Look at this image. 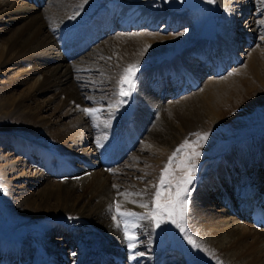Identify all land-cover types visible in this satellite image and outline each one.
Instances as JSON below:
<instances>
[{
  "label": "bare ground",
  "instance_id": "bare-ground-1",
  "mask_svg": "<svg viewBox=\"0 0 264 264\" xmlns=\"http://www.w3.org/2000/svg\"><path fill=\"white\" fill-rule=\"evenodd\" d=\"M219 1L223 7H232L233 11L241 7L240 12L247 16V13L251 14V8L256 6L257 0ZM229 13L230 10L228 13L226 12L224 20H227ZM195 15L191 16L190 20L184 17L176 18L168 12L154 16L141 5L123 7L116 2L103 3L100 0H88L87 3H83V0H43L42 3L35 0L0 2V22L7 27H16L12 29L11 36L0 45V70L5 66L12 67L10 70L0 72V75L7 76L16 65L24 61H29L32 65L31 70L22 72L25 79L22 80L19 76L0 88V119L19 114L27 120L26 123L35 124L27 138L11 137L7 130H1L0 139L6 144L13 141L15 146L20 147L19 153L27 150L29 156L33 154L32 157L35 158L36 163L42 166L47 165L49 171L64 177L65 182L59 184L38 173L39 175L33 179L34 183H28L31 186L35 185L38 189L37 193L31 197L29 195L21 197L22 205L20 207L23 208L26 215H30V211H34V219L41 218L50 212H61L66 216L63 226H60L59 229L78 232L73 240L78 250L72 261L74 264H100L101 260L104 264L112 262L133 264V261L137 262L141 258L138 256L135 260L130 261V258L125 254H116L115 248L124 250L127 247L122 239L121 231L114 226L115 222L111 219L117 201L120 202L122 210L145 214L146 209L128 201L149 202L150 206L151 196L156 191L152 183L143 185L137 181L145 179L144 177L127 173L128 170L141 171L140 165L129 166L127 171L121 169V162L128 157L129 160L139 161L142 164L148 161L147 158L140 157L138 152L132 153L137 140L143 139V142L148 143L147 153L157 157V160L154 161L156 164L161 163L162 158L171 155L170 148L186 133L196 131L198 127L212 121L218 123L223 121L224 113L221 111V107L224 106V102L221 98L226 94L229 96L227 101L231 100L232 96L241 99L243 95L249 96L253 92L261 97L264 96V79L260 76L261 72L259 73L264 52L258 48L255 50L245 49L246 53L248 52L247 56H244L247 60L246 68L242 69V79H237L236 84L233 83L234 81L227 82L230 79L227 77L224 80H209L205 83L201 93L196 92L191 97L183 98L185 102L176 101L166 108L161 106L160 101L158 102L159 99L172 97V94L177 91L178 94L186 91L184 92L186 94L187 90L197 89L203 80L205 81L210 76L224 78L227 73L242 63L243 56L239 49L241 44L245 45L246 43L245 36L239 32L241 29L239 21L234 25H230L226 21L225 28L219 30L214 39L208 40L204 36H200L201 39L195 47L186 50L185 53L183 52L184 54L182 53L183 55L176 56L174 58H177L176 60H168L159 64L146 75H141V82L134 89L135 96L132 101L135 103H130L126 113L119 110L120 104L115 97L108 99L93 98L94 96H92L89 98V102H84L81 93L82 87L77 84L84 81L87 76L85 72L97 70L100 64H104L111 68L109 69L111 75H118L130 64H137L141 60L158 56L160 52L175 48L180 40L193 33L194 26L201 21V18L199 17V19ZM120 16H124V19L130 21L118 25L120 31L123 32L143 28L155 30L164 24L168 29L180 30L186 27L187 31L182 36L179 34L165 35L164 30L160 34H144L143 32H138L139 35L136 33L120 34L111 40L113 43L107 42V44L109 43L106 44L107 46L102 42L99 44L103 38L119 30L116 27V20ZM138 22L148 24L129 30L124 27L126 24L134 26ZM241 30H245V28ZM262 32L263 30L260 42L264 44V32ZM255 36V33L249 35V42ZM96 41L99 45H95ZM251 44L249 43L246 47H250ZM96 51L102 56L96 58L95 54L93 56L96 58L95 63L86 60L91 58V55ZM113 54L116 56L115 62L118 63V65L115 63L116 66L110 60ZM201 56L214 61V72L207 74L208 71L205 69L196 67V60ZM76 58V62L69 63ZM78 59L80 60L78 61ZM47 64L50 66L45 68ZM29 72L41 75V79L36 78L32 83L31 96L47 92H53L56 98L64 96L56 108L58 113L73 103V107L63 114V117L70 119L68 123L63 124L62 121H51L42 117L41 114L47 107L31 109L26 105V102L32 99L31 96L30 98L17 99L13 95H6L17 85L26 84L29 80ZM231 72L233 73V70ZM177 75H181L183 79L178 78L181 82L178 81L174 84L175 87H178L177 91L176 89L171 90L169 88L172 86L169 82L177 81L175 80ZM166 79L168 88L166 95L161 97V94L157 93V86L161 82L165 83ZM85 81L87 82V80ZM144 88H147L146 93H144ZM135 97L139 99L135 100ZM102 106H114L112 108L114 114L111 115V118L110 116L100 117L101 121L110 120L111 127L108 129H105L100 121L95 122L99 124L98 127L94 126V121H87L81 115L83 108ZM138 107L142 113L140 116L135 114ZM166 111L167 114H165ZM158 113L164 114V116L170 115L172 119L164 121L160 118L159 121H162V124L159 121L155 123V128L152 127L147 135L146 130L151 127L149 124ZM73 117L74 119H72ZM178 121L179 124H176L175 122ZM41 134L46 135L45 138L60 146V149L66 152L68 157L73 158L72 160L82 158L86 162L87 168L78 166L76 172L61 161L60 163L54 162V158L47 153V149L45 151V148L31 143L33 137H38ZM92 136L93 139H91ZM105 136L106 138H104ZM98 138L101 139L102 147H97ZM89 146L90 148L85 149ZM79 151H82V155L79 154ZM55 167L57 169H54ZM19 171L21 172L19 178H25L26 166L20 160L0 167V173L7 185L10 184L8 176ZM87 171L88 177H85ZM76 175L80 177L76 178ZM209 176L210 181L206 186L200 185L201 188L189 203L192 206L188 215V224L202 253L206 257L208 256L207 259L213 261L214 264H264V229L256 228L247 222L241 213L242 204L240 203L242 202L239 201L240 203L237 204L234 210L235 214L232 213V210L230 212L237 219L228 217L230 213L226 205L219 210L214 208L217 205V197H221L222 193H226V191L235 201L238 198L237 191L243 192L246 185H251L253 188L251 191L248 190L246 195H255L264 189V140L234 148L224 158L221 167L217 169V175H212L210 172ZM78 191L84 193L79 194ZM121 193L130 195L125 197ZM224 200V204H226V197ZM110 206H112V211H110ZM69 217L73 219H69ZM238 219H243L242 224ZM139 223L144 225L142 229L152 227L147 221H139ZM140 231L141 228L136 229L138 234L141 233ZM139 241L136 249L142 246L141 235H139ZM2 246L1 264H24L28 260L29 244L27 242L21 243V247L12 243ZM61 251H64L63 247L60 252L48 250L47 253L56 258L57 263L69 264ZM153 257L156 259L155 264H193L188 261L182 263L173 254H156ZM31 263L52 264L38 255ZM204 264L208 263L204 262Z\"/></svg>",
  "mask_w": 264,
  "mask_h": 264
},
{
  "label": "rangeland",
  "instance_id": "rangeland-1",
  "mask_svg": "<svg viewBox=\"0 0 264 264\" xmlns=\"http://www.w3.org/2000/svg\"><path fill=\"white\" fill-rule=\"evenodd\" d=\"M5 1H10V0H0V2H5ZM100 1L103 3L116 2L118 3V5L121 6L124 5L125 7L131 5H141L147 8L150 11V13L153 14L154 16H160L162 12H168L176 16V18L184 17V18H189L190 20V17L196 14L198 18L199 17L201 18V21L196 26H194L193 33L188 35V37L184 35L186 36L184 37L185 39L183 38L182 40H180V42L177 44L175 48L166 50L162 53L160 52L158 53V56L146 58V60L144 59L141 60L139 63H137L139 65V71H137L135 74L134 77L135 87L131 91L130 96L121 97L118 95L120 90L119 82L123 77L124 70L126 68L123 69L122 72L118 75L117 74L111 75V72H109V69L111 68L108 65L105 66L104 64H100L99 69L97 68V70H91L85 72V74L87 75L86 78H84V81L78 82L79 84H77L78 86L82 87L81 93L83 95L82 99L84 100V102H89V98H91L92 96H94L93 98L104 97L108 99L115 97L117 101L124 100V103L120 104L119 110L121 109L124 113H126L128 111V107L130 103L132 104L135 103L134 101H132V99L134 98L133 96H135L134 89H136L137 85L140 84L141 75H146L148 72L158 67L159 64L165 63L170 59H174L176 56L182 54L183 52L185 53L186 50L195 47L196 43L201 39L200 34L204 26V23L209 18H214L216 20L218 30H223L225 28L226 21L230 25L237 24V21H239L240 23L239 28L241 29L245 28V30H241V29L239 30V32L242 33L243 36H245L244 39H246V41L244 40L246 42L245 45L241 44L240 45L241 48L239 49V52H241V56H243L242 57L243 61L240 65H238V67L232 69L233 73L231 72L232 71L231 70L229 73H227L224 76V78L222 76L221 77L210 76L206 78L205 81L203 80L199 88L194 89L184 95L178 97L169 96L162 100L159 99L158 102L160 101L159 103L164 108H166L173 102L176 101L181 102L186 97H191L196 92L201 93L204 89L205 83L209 80H224L227 77L230 78L227 82L234 81L233 83L236 84L237 79L238 80L242 79L241 76L242 69L246 68L247 60L244 58V56L246 57L248 54V52L246 53V50L247 49L255 50L260 48L261 51L264 52V44L260 42V40H262L261 31L263 30L264 32V0H257L256 6L251 8L252 9L251 14L247 13L248 14L247 16H244L243 12H240L241 7L233 11L232 7L229 8L223 7L222 3L219 0H214L213 3H209L208 0H100ZM228 9L230 10L229 16L227 20L226 19L224 20V18L226 17L225 15L226 12L227 13L229 12ZM244 17L246 21L243 20ZM236 18H240V19H236ZM14 28L7 27L6 25H3L0 22V45L11 36L12 29ZM163 30L165 35L179 34L180 36H182L184 33H186L187 28L185 27L180 30L179 29L174 30L173 28L168 29L167 25L164 24L159 26L155 30L143 28L136 31H127V32L117 31L112 35L103 38L99 44H101L102 42L103 44L106 45L107 42L110 43L111 40H114V38L120 34L136 33L137 35H139V33L142 32L144 34H153V33L160 34L161 31ZM247 32H249L250 34ZM254 33L256 34V36L253 38L251 42H249L250 37L248 36L249 35L251 36ZM111 43H113V41H111ZM249 43H252L250 47L249 46L246 47L247 45H249ZM96 44H98V42H96L95 45ZM96 52L93 53V55H91V58H87L86 60L93 61L95 63L96 61L95 59L99 58V56H102L100 55L99 52L97 53ZM93 56L96 58H94ZM115 58H116L115 54L111 55L110 60L114 65L115 63H117L115 62L116 61ZM262 58H263L262 60L263 63H261L262 65L260 67L259 73L261 72L260 76L261 78L264 79V57ZM80 59H78V61ZM76 61L77 58L75 60L70 61L69 63L72 64ZM116 65H118V63ZM49 66L50 64H47L45 65V68ZM7 69L10 70L12 69V67L5 66L0 70V72H4ZM31 69H32V65L30 64L29 61L27 62L24 61L16 65L14 67V70L11 73H9L7 76L0 75V88L5 84L11 82V79L12 81H14L19 76L20 78H22V80L25 79L23 73L28 72ZM29 73H30V76H28L29 80L27 81L26 84L17 85L12 91L8 92L6 95L8 96L13 95L17 99L23 97L30 98L32 94L31 92V88L33 86L32 83L35 82L36 78L41 79V75L40 73H36V74L34 72L32 73L29 72ZM85 80H87V82ZM124 87L125 89H127L126 84L124 85ZM146 92H147V88H144V93ZM258 96L260 95H257V93L253 92L249 96L243 95L241 99L232 96L230 97L231 100L227 101L228 100L227 98H229V96L226 94L223 98H221V100L224 102L223 104L224 106L221 107V111L224 113V119L221 123L212 121L209 124H205L204 126L198 127L196 131L186 133L183 137H181V139L176 144H174L172 148H170V152L168 151L172 155L174 150L185 139H189L190 141H195L196 137L193 136L192 133H196V132L209 133L207 141L199 149V151L202 154L197 161L195 179L192 182V184L189 186L190 189L193 190L190 191V197L188 199L187 209L185 212L184 219L182 221L185 231L181 232L179 229H177L174 225L170 223H163L159 228H155L154 226L146 227L145 229H141L140 231L142 232V234H140L142 236V246H140L139 249H135L134 252H130L128 249L125 248H124L125 251L123 249L115 248L114 250L116 251L117 255L125 254L127 257L130 258V256L134 255L135 253H139V252L145 253L143 256L137 255V257L139 256L141 258L137 262L133 261L132 262L133 264H138V262L139 264H155L156 259L153 256L156 254L158 255L173 254L178 258V260H181L182 263L183 262L186 263L188 261L193 264L195 263L204 264V262L205 263L207 262L208 264H214L213 261H209L207 259L208 256L206 257L204 253H202L200 246L194 248L192 245H190L187 242L186 237L189 235L196 241L188 224V215L192 206L189 203L191 202V198H193L194 194L198 191V189L201 188L200 186L201 179L203 177L210 175V172L213 171L214 169L217 170L219 167H221L224 158L227 157L234 150V148H238L239 146L243 147L247 143H252V142L259 143L262 140H264V96L263 97L260 96L261 98ZM31 97L32 99L26 102V105H28L31 109L47 107L46 110L41 114L42 117H45L51 121L54 120L62 121L63 124L69 122L68 120L70 119L63 117V114H65L69 109H71V107H73V103L69 107H66L63 110H61V112L59 113L58 111H56V108L60 104V100L63 99L64 96L61 97L57 96L56 98L53 92H47L44 94H37V95L33 94V96ZM137 99L139 98L135 97V100ZM97 108H101L104 110L101 114V118H106L110 116V114L111 115L114 114V110L112 109L114 108V106H102ZM136 113L139 116L142 115L139 107L136 109L135 114ZM167 113L168 112L166 111L165 114ZM81 115H83V117L87 121H93V119L87 116L82 110H81ZM160 115L161 114L158 113L154 117V120L150 122L149 125L151 127L146 130L147 135L149 134L150 129L152 127L155 128L156 125L155 123H157L160 118H161L160 120H164V121H170L172 119L170 115H166V116H164V114L161 116ZM22 117L23 116H19V114L17 115L13 114L11 117L0 119V131L7 130V132H9L11 137H19L23 139L24 137L27 138V136L30 135V132L33 131L32 129L35 127V124L32 123L30 125L26 123L27 120L24 117L22 119ZM72 119H74V117ZM175 123L179 124V121ZM45 137L46 135L44 134H41L38 137H33L31 143L43 149L45 148V151L47 149V153L50 154L52 158H54V162L60 163L61 161L67 166L72 167L73 170L76 172L78 171L76 170V167L78 166L84 168L86 167L85 165L86 162L82 158H80L79 160L78 159L72 160L73 158L68 157L67 153L60 149V146L56 145V143H54L53 141H49ZM91 139H93V136L91 137ZM13 145H14L13 141H11V143L8 142L6 144L3 140L0 139V157H1L0 167H3L7 164L8 165L13 164L18 160H20L22 164L26 166V171H25L26 176L23 179L19 178L21 175L20 171L18 173L16 172L15 174H11L7 178L8 180H10V184L7 185L5 179L2 177V173H0V188L3 189V191H0V253L1 254L3 253L2 245L12 243L15 244L17 247H21V243L23 244L27 242L29 244L28 260H26L24 264H30L36 255L43 258L46 262L59 264L56 262L57 259L52 257V255L47 253V251L52 250L53 252H60V250L63 247L64 251L61 252H63L64 259H66L69 264H74L72 261L73 258L76 256L78 250L76 248L75 241L73 240L78 235V232L75 230L72 232L71 230L62 231L61 229H59L60 226H63V222L66 220V216L61 212H50V214L47 213L46 215H43L41 218L34 219L35 217L34 211L31 212L29 210L31 214L30 215L27 214L28 215L27 216L24 213L23 208L20 207V205H22L20 203L21 197H24L26 195L27 196L29 195V197H31V195H35V193H37L38 189L35 187V185L33 186L28 185L29 182L31 184L34 183L33 179L36 178V176H38L39 174L44 175L45 178H49L51 181L59 184L65 182L64 177L49 171L47 165L42 166L36 163V161L34 160L35 158L33 159L32 157L33 154L29 156L27 150L21 151V153H19L20 147L18 148L17 146L15 145L13 146ZM148 146H149L148 143L143 142V139H140L137 140V144L135 145V148L132 151V153L138 152L140 157L143 156L147 158L148 160L147 162L142 164L139 161L129 160L128 157L121 162L120 166L121 169L127 171V168L129 166H133L134 164L140 165L141 171L132 172L128 170L127 173H130L137 177H144L145 179L137 180L143 185H145V183H152L153 185L158 186L159 177L162 171L164 170L165 166L168 164L169 157L171 155L169 157L167 155L166 157L162 158L161 163L156 164L154 161L157 160V157L148 154L146 151L149 148ZM88 148H90V146L85 147V149ZM81 152L82 151H79L80 155H82ZM173 168L175 170V175L177 177L182 175L181 170L176 168L175 162L173 164ZM54 169H57V167H55ZM58 171L60 172V169H58ZM85 173L87 174L88 171ZM75 177L78 178L80 176L76 175ZM85 177H88V174L85 175ZM131 177L134 178L133 176ZM216 186L217 185L215 184V187ZM78 193L83 194L84 192L78 191ZM217 198H218L216 201L217 205H215L214 208L216 210H219L223 207V205L219 201L220 200L219 197ZM164 199L166 200V196ZM149 207L152 208L154 207V205L151 204ZM24 215H26L25 218ZM228 217L236 218L234 215H231V213L228 215ZM238 221L241 222L240 219H238ZM1 256H0V264L2 262ZM130 261H132V259H130Z\"/></svg>",
  "mask_w": 264,
  "mask_h": 264
},
{
  "label": "snow or ice",
  "instance_id": "snow-or-ice-1",
  "mask_svg": "<svg viewBox=\"0 0 264 264\" xmlns=\"http://www.w3.org/2000/svg\"><path fill=\"white\" fill-rule=\"evenodd\" d=\"M87 2L88 0H83V3ZM208 2L213 3L214 0H208ZM137 71H139L138 64H130L124 70V75L119 82V96H130L131 91L135 87L134 77ZM125 84L127 85V89L124 87ZM118 103L123 104L124 100H120ZM82 111L93 119L94 126L98 127L99 124L95 122L100 121L105 129L111 127L110 120H100L101 114L104 111L103 109L83 108ZM192 135L196 137V140L190 141L189 139H185L174 150L172 155L169 157L168 164L165 166L159 177V185H153V187L156 188V191L152 194L150 202L152 205H154V207L150 208L149 202H138L136 200L128 201L130 203L136 204L140 208L147 210L145 214H140L128 211L126 209L122 210L120 202H116L114 214L112 215L111 219L115 222L114 226L121 231L122 239L130 252H134L140 242L139 235L142 234V232L138 234L136 229H142L144 225L140 224L139 221H147L155 228H159L163 223H170L181 232L185 231L182 221L187 209L190 191L193 190L190 189L189 186L195 179L197 161L202 154L199 149L207 141L209 133L196 132L192 133ZM104 138H106V136ZM96 144L97 147L103 146L100 138L97 139ZM174 162L176 168L182 172V175L179 177L175 175V170L173 168ZM0 191H3V189L0 188ZM121 195L127 197L130 194L121 193ZM165 196L166 200L164 199ZM110 211H112V206H110ZM69 219L73 218L69 217ZM186 238L187 242L194 248L199 247V245L190 235ZM144 254L145 253L143 252L135 253L134 255L130 256V259L135 260L137 255L143 256Z\"/></svg>",
  "mask_w": 264,
  "mask_h": 264
},
{
  "label": "water",
  "instance_id": "water-1",
  "mask_svg": "<svg viewBox=\"0 0 264 264\" xmlns=\"http://www.w3.org/2000/svg\"><path fill=\"white\" fill-rule=\"evenodd\" d=\"M217 35V24L216 20L214 18H211L206 21L203 31H202V36H204L207 39H213Z\"/></svg>",
  "mask_w": 264,
  "mask_h": 264
}]
</instances>
